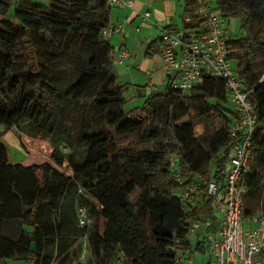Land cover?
Instances as JSON below:
<instances>
[{"label": "trees", "instance_id": "trees-1", "mask_svg": "<svg viewBox=\"0 0 264 264\" xmlns=\"http://www.w3.org/2000/svg\"><path fill=\"white\" fill-rule=\"evenodd\" d=\"M214 7L241 32L226 41L254 106L240 183L246 214L264 213V0ZM195 9L185 3V13ZM109 16L106 0H0V125L26 124L21 160L9 159L0 131V264H175L177 253L207 252L204 232L218 222L204 183L222 185L232 146L225 82L204 75L183 91L167 75L125 109L128 86L103 36ZM194 180L201 187L182 198ZM10 220L22 225L15 238L4 232ZM193 221L203 227L194 243ZM80 238L89 259L75 263Z\"/></svg>", "mask_w": 264, "mask_h": 264}, {"label": "built area", "instance_id": "built-area-1", "mask_svg": "<svg viewBox=\"0 0 264 264\" xmlns=\"http://www.w3.org/2000/svg\"><path fill=\"white\" fill-rule=\"evenodd\" d=\"M112 6L125 7L131 0H106ZM195 2L193 14L185 13L181 31L164 28L158 41V51L167 75L176 76L173 86L188 91L198 85L204 75L222 78L225 82L227 99L234 114L228 131L232 137L227 168L223 183L215 180L204 183L208 196L213 200V208L219 211L217 227L214 232H204L209 262L207 264H264V213L246 214L243 195L246 191L240 183V176L247 167L251 136L255 128L254 106L249 101L248 91L237 77L228 58L226 41L227 19L206 0H184ZM122 32V23L108 21L103 28V36L109 37ZM112 45V44H111ZM127 50L112 45V62L122 61ZM171 165L175 158H170ZM173 176L181 181L178 173ZM198 180L184 185L179 193L182 198L194 194L201 187ZM83 210H81V213ZM211 224L204 222V228ZM202 225L191 222L190 232L199 231ZM253 257H255L253 259ZM175 264H196L192 257L177 253ZM200 264V263H199Z\"/></svg>", "mask_w": 264, "mask_h": 264}, {"label": "crops", "instance_id": "crops-1", "mask_svg": "<svg viewBox=\"0 0 264 264\" xmlns=\"http://www.w3.org/2000/svg\"><path fill=\"white\" fill-rule=\"evenodd\" d=\"M184 14V0H131L130 6H110L109 20L122 23V32L112 34L110 43L128 52L113 72L121 84H127L130 99H144L166 86L168 77L157 45L164 28L183 29ZM192 258L196 264L209 262L207 252Z\"/></svg>", "mask_w": 264, "mask_h": 264}, {"label": "rangeland", "instance_id": "rangeland-1", "mask_svg": "<svg viewBox=\"0 0 264 264\" xmlns=\"http://www.w3.org/2000/svg\"><path fill=\"white\" fill-rule=\"evenodd\" d=\"M208 1L210 4H212L213 6L216 4V0H206ZM10 14L8 13L7 17H9ZM227 24H228V35L229 36H234V35H239L241 32L239 31V27H238V20L235 17H230L227 18ZM231 66L235 69L236 67V61L234 59H229ZM159 89V88H158ZM135 94V93H134ZM148 95V94H147ZM124 96L126 99V103L124 105L125 109H131L132 107L135 106H139L142 104L143 102V98H134V99H130V93L129 92H124ZM214 124L215 125H219L220 124V118L219 116H215L214 117ZM4 127L2 125H0V131L3 132ZM20 130L26 131V124L23 123L21 128L18 127H11L9 128L6 132H3L1 138L4 141V143L6 144V147L8 149V157L9 159L12 160H21L24 158L25 153L23 151V148L21 147L20 143H19V136L18 133ZM63 150H68L65 146L62 147ZM75 150L82 151L83 147L81 146H75ZM87 200H89L90 202H93V200L89 197H87ZM214 205V204H213ZM216 209H214L215 211ZM216 213L218 214L219 211H216ZM88 221V219H86ZM22 225L19 221L17 220H10L5 222L4 225V232L9 235L12 238L16 237V234L20 231ZM196 239L195 234H193L192 232L189 233V240L194 243ZM81 241V252L80 255L78 256V258H76L75 263H77V261L79 262H87L89 259V251L88 248L86 246V242H85V238H80ZM198 253V252H197ZM201 254H196L195 256L197 258L201 257ZM255 257H253L254 259ZM116 264V263H114Z\"/></svg>", "mask_w": 264, "mask_h": 264}]
</instances>
